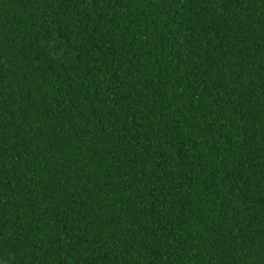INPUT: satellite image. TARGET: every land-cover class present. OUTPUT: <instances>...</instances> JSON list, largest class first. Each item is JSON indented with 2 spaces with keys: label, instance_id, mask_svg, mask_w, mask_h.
I'll use <instances>...</instances> for the list:
<instances>
[{
  "label": "trees",
  "instance_id": "1",
  "mask_svg": "<svg viewBox=\"0 0 264 264\" xmlns=\"http://www.w3.org/2000/svg\"><path fill=\"white\" fill-rule=\"evenodd\" d=\"M0 264H264V0H0Z\"/></svg>",
  "mask_w": 264,
  "mask_h": 264
}]
</instances>
